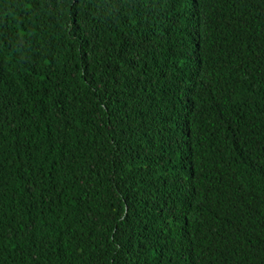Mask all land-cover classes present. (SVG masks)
I'll return each instance as SVG.
<instances>
[{"label": "trees", "instance_id": "trees-1", "mask_svg": "<svg viewBox=\"0 0 264 264\" xmlns=\"http://www.w3.org/2000/svg\"><path fill=\"white\" fill-rule=\"evenodd\" d=\"M0 264H264V0H0Z\"/></svg>", "mask_w": 264, "mask_h": 264}]
</instances>
